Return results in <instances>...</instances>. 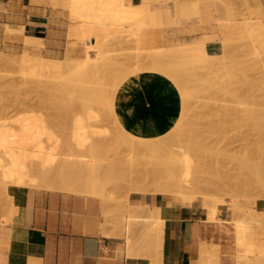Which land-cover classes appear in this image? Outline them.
<instances>
[{
    "label": "rangeland",
    "instance_id": "1",
    "mask_svg": "<svg viewBox=\"0 0 264 264\" xmlns=\"http://www.w3.org/2000/svg\"><path fill=\"white\" fill-rule=\"evenodd\" d=\"M129 1L8 0V20L21 19L22 12L29 6L33 7L39 4L44 7L62 8L68 10L69 18L74 23L73 29H77L75 31H78L80 34L79 28L82 24V29L80 28V30H84L83 34L85 37L91 38V41L92 38H94L96 44L94 47H91L92 49L89 51V49H86L87 46L83 44L84 42L81 36H77L74 31L69 35L67 43L68 52L57 59L42 54L43 45L41 42H38L40 40L36 37L26 36L28 40L26 39L22 45L19 38L17 40L16 38H8V47L0 48V135L6 140V142L2 144H7L6 147L9 148L8 154L12 152L11 155H15L17 159L14 160L15 162L13 161L14 165L11 163L13 166H11V168L15 170L16 173L14 172V174L16 175L0 179V186H6L8 188L10 186H41L48 184L47 182L50 181L49 185L53 187V175L56 173L62 174L64 172L65 174L69 172L70 174H66H68V177L72 175V178L69 177V179L72 180H75L76 176V179H81L78 177L80 176L79 174H82L81 177L82 180H84V174L91 170L92 173L91 171L88 172L89 176L100 175V178H104L105 191L99 196L109 204L111 208L104 214L105 218L121 222L125 233H129V228L131 227L144 224L138 222L137 225H128L130 223L127 220L126 212L127 198L130 194L135 192H131L132 190L130 191L129 189L131 188L129 187H124V181H122L120 172L119 174L117 173V171L122 170L124 174H126L131 170L130 161L139 163L144 156L143 153H145L144 150L141 149L142 147L140 146V148L138 146L140 144L137 141L140 139L123 131L114 115L115 97L118 94L124 93L126 88L133 87L135 83H137L135 80H132V77L142 72L151 71L166 77L175 85L181 100V113L178 117L186 118L185 125L181 129L184 133L183 136H190L191 141L196 137V132L204 128V125H200L202 119L199 120V122L195 121L201 114L204 115V113H207L206 116L208 115L210 117L209 114L212 115L213 113L215 116V114L226 110L224 109L226 106V108H228V105H233L235 98H237L235 101L236 104L233 105V107H237L236 105H238L237 109L239 110L242 108L241 111L243 112L247 111L248 107H251L253 110V107L263 100L261 98H264V83L262 82L264 81V78H262L264 75H258L259 77L254 79L256 74L253 71L256 68L259 70L258 67L262 65L263 69L260 71L263 72L264 70V14H260L256 10L249 8L247 0H214L216 7H213L211 10V15L213 16L212 23L200 21L193 16H189V12H191L197 4L199 5L198 0H141L140 4L130 7L134 9L133 14H127L124 9L128 8ZM21 29L22 27L18 28L8 25V33L19 32L16 34L20 35L23 33ZM205 34H215L214 37L209 40V43H215L216 49L209 51V53L206 52L205 49L192 51L190 47L195 46L194 43L199 42L198 39L200 37L203 36L204 39ZM92 42L94 43V41ZM87 54H89L88 63L90 68L84 71V69L81 68L83 65L82 59H84ZM8 59L12 61V64ZM168 66L171 67L169 68ZM208 67H210V72L206 70ZM167 68L168 71L166 70ZM169 69H171L170 73H172V76H170L171 74L169 75ZM28 70L30 71L28 72ZM204 70L208 73H205ZM250 71L252 74L246 73ZM193 72L198 73L195 74ZM174 73L177 74L175 75ZM251 76L252 78H250ZM247 77L249 78L247 79ZM241 78L244 81L245 79L248 81H245L246 86L244 87L242 85L244 83H240ZM142 80H145L144 84L149 85L151 83V78ZM57 81H59V83ZM255 81H260L262 83L258 82L262 85V87L259 86V90L256 89L258 87H256L257 82L254 84ZM8 82H13L21 86L23 95H15L16 93L12 92L13 90H8ZM24 82L27 83L25 84ZM37 82H39L40 85L32 84V86H27L28 83L37 84ZM48 82L55 84V86L53 85V89H56L55 92L56 94L58 92L57 95L52 93L53 95L51 97L48 96L49 94H45L43 93L44 91H41L45 89L42 87H46ZM60 82L62 84H60ZM67 83H71V87L74 86L73 96H71L73 93L68 96H65L64 92L62 94V91L66 92L68 88H66ZM77 83H80V87ZM181 83L184 87L181 86ZM238 83L242 87L241 89H237L239 87ZM248 83H250V89H252L253 84L254 86L256 85L252 90L256 89L257 91H247V89H249ZM62 86H65L66 89H64V87L62 88ZM224 88L225 92H223ZM243 88L244 90L246 89L245 92H249L253 97L255 96V99L259 98L260 101L258 102V100H255L256 102H254L253 100V104H251L250 102H252L251 99L253 98L249 96V98H251L249 99L251 106H249L247 95L250 94L248 93L246 95L247 97H244V95L241 96L242 93L245 94ZM231 89H235V93ZM46 90L48 91V89ZM77 90H79L78 93ZM80 90L83 92H80ZM74 91H76V93ZM95 91L98 92V94ZM11 92L13 94H11ZM236 92H239L237 95L241 93V95L238 96L240 98L237 97ZM261 92L262 94H260ZM40 93L46 96H41ZM224 93H227V96L224 95ZM99 94L100 96H98ZM229 94H235L234 97H236L234 98L231 95V98ZM259 96L262 97L260 98ZM232 99L233 103H230ZM238 101L239 103H237ZM258 107H260V105ZM202 108L204 111H202ZM207 109H209V111ZM234 110L236 109L234 108ZM252 110L250 111L248 109V112H253ZM257 110L253 113H259V110ZM260 110L262 111L263 109ZM200 111L201 114L199 115ZM261 111L259 114L264 115ZM196 115L199 116L196 117ZM191 116H194V121H192ZM203 117L201 115L200 118ZM189 118L191 119L189 120ZM88 119L90 120L89 122H87ZM194 122L195 124H193ZM181 124L183 125V122ZM182 125L180 127H182ZM188 127L191 128V131L189 130L190 132H188ZM192 127L199 129L195 131ZM173 128L174 127H172V129ZM192 130L195 131L194 133H196V135H192ZM170 131L163 136H161L162 134L153 135L149 139L144 138L143 140L154 142L173 133V131ZM230 133L229 135L231 136L232 134ZM201 134H203V132H200L195 140L197 138L199 139V137L200 139L203 138ZM197 140L195 142L199 143ZM134 141L138 145L135 144ZM3 145L1 146L6 149ZM119 147L121 150L118 149ZM138 148L141 149V151L138 150ZM25 150L27 152L24 153ZM132 150L134 151L133 153L131 152ZM129 153L131 156H129ZM133 154H135L136 157H133ZM11 155L10 157L13 158ZM130 157L133 158L130 159ZM12 158L11 160H13ZM83 164L84 167H82ZM123 164L126 167L128 166V169L125 170L126 167ZM87 165H89V167H85ZM119 166L123 168L120 169ZM80 167L84 172H79L77 175V170L79 169L81 171ZM70 168L73 170L69 171ZM60 171H62V173H60ZM17 174L20 175L17 177ZM118 175L120 176L119 179L116 177ZM123 180H125V177ZM11 181L14 182L12 183ZM8 188V198L6 197L4 189H0V226L11 223L12 217L16 211V207L9 195ZM226 190L227 189H224L223 192H204L205 199L203 200V204L208 219L213 218L215 222L221 223L222 221L217 218L214 219V216L219 215L220 208H224L225 211L228 212V201L234 202L240 199L242 203L248 205L243 207L244 211L241 210L242 212H239V215L245 213L244 217L243 214L239 216V218L243 217L244 219L247 218L246 214L249 215L248 213H252L253 209H257V205L264 204V196L259 195L256 197L254 194L256 191L249 190L247 193L238 194L233 191L230 193V190ZM144 196L154 195L145 194ZM158 196L162 195L158 194ZM217 199L219 201L224 200L225 202H220L222 205H218ZM182 200L183 203H188V198L186 196H183ZM196 200L199 203L201 202L200 197H197ZM250 205L252 206L250 207ZM247 208L251 211L249 212ZM216 212L218 215H215ZM259 219L264 221V214ZM213 220L208 221L214 222ZM260 220L253 223L255 225H262L263 223ZM143 228H146L144 230L147 241H141V250L143 249V251L148 252V254L151 253L152 255L154 253L156 256H159L157 254L158 246L156 247V241H149L151 240L150 226L148 227L146 224ZM245 232H247V228ZM213 242L218 243L219 248L229 251L221 253L222 264H234L233 260L236 258L235 256L243 260L246 258V254L249 253L250 244L245 241V236L238 238L236 244L234 241ZM144 248H146V250H144ZM261 248L263 249V254L256 256L257 262H249V264H264V246ZM154 254L151 257L155 256ZM155 263H157V261Z\"/></svg>",
    "mask_w": 264,
    "mask_h": 264
},
{
    "label": "crops",
    "instance_id": "2",
    "mask_svg": "<svg viewBox=\"0 0 264 264\" xmlns=\"http://www.w3.org/2000/svg\"><path fill=\"white\" fill-rule=\"evenodd\" d=\"M247 1L249 8L264 14V0ZM131 2L138 5L141 0ZM198 2L201 19L212 23L215 1ZM8 25L24 26V34L8 33ZM73 26L68 10L39 4L26 7L21 19L8 20V0H0V48L8 47V38H19L22 45L26 36L36 37L43 45L42 54L57 59L68 52L69 35L77 30ZM207 43L206 52L216 49L215 43ZM145 78H151L149 85L144 84ZM132 80L137 83L114 100L119 126L128 134L147 139L167 134L181 113L177 88L151 71ZM49 182L8 188L16 211L11 223L0 226V264H222L221 253L229 251L213 241H238L231 209L226 212L220 208L214 219L222 222H210L213 219L207 218L197 200L178 204L158 195L133 193L128 197L130 205L160 207L159 216L164 220L161 248L159 256L153 258L140 248V241H147L143 227L137 225L125 233L121 222L105 218L111 208L101 197L61 191ZM248 225L245 241H264V225Z\"/></svg>",
    "mask_w": 264,
    "mask_h": 264
},
{
    "label": "bare ground",
    "instance_id": "3",
    "mask_svg": "<svg viewBox=\"0 0 264 264\" xmlns=\"http://www.w3.org/2000/svg\"><path fill=\"white\" fill-rule=\"evenodd\" d=\"M129 2L130 3L127 6L128 8H125L124 10H125V12L127 14H133L134 9L130 8V7L133 6V4H132L131 0ZM189 6H190V4H189ZM135 11H136V9H135ZM189 16H193L195 19H198L200 21H203L201 19L200 6L198 4L196 5V7L194 9L191 10V12H189ZM21 27H22V29H21V32H22L24 26H21ZM18 28H19V26H18ZM80 28L82 29V24L80 25ZM80 28H79V31H80V34L82 32L81 38H82V40L84 42L83 44H85L87 46V48L85 47L86 49H89V51H91L90 49H92L91 47H94L95 46L96 41H95L94 38H92V41H94V43H93L91 41V38L85 37V35L83 34L84 33L83 32L84 30L82 31V30H80ZM23 32H24V30H23ZM16 33H19V32H16ZM214 35L215 34H213V35L205 34L204 39L202 41L195 42L194 43L195 46L190 47V49L192 51H198L197 49H199V50L204 49L205 44L207 42H209V40L212 39L214 37ZM26 39L28 40V38L25 37V40L23 39V41H26ZM88 57H89V54H87L84 57V59H82L83 65L81 66V68H83L84 71L85 70H88L90 68L89 67V63H88V61H89L88 60ZM7 61H5V62H7ZM9 61L12 64V61L11 60H9ZM156 66H158V65H156ZM262 66L261 67L260 66L258 67L259 70L257 68L255 70H253L254 73L256 74L254 76V79L255 78L257 79L259 77L258 75H260V76H262V74L264 75V73H263L264 70H263V72L260 71L261 69H263ZM17 67H19V66H17ZM161 67H164V66H161ZM168 67L170 68L171 66H168ZM43 68H44V66H43ZM209 68L210 67H208V69H206V70L210 72ZM93 69H96V68H93ZM161 69H163V68H161ZM12 70H14V69H12ZM30 70H28V72ZM40 70H41V68H40ZM166 70L168 71V68ZM90 71H91V69H90ZM170 71H171V69H169V75L171 74L170 76H172V73H170ZM251 71L249 73L248 72H246V73L247 74H252ZM204 72H205V70H204ZM260 72H262V73H260ZM90 73H92V72H90ZM193 73H195V72H193ZM196 73H198V72H196ZM205 73H208V72H205ZM174 74L176 75L177 73H174ZM59 75H60V73H59ZM80 75H83V74H80ZM80 75H78V76H80ZM38 76H40V75H38ZM179 77H181V76H179ZM194 78H195V76H194ZM248 78L249 77H247V79ZM250 78H252V76ZM262 78H264V76ZM2 79H3V77H2ZM2 79H1V82H2ZM243 79H245V78H243ZM95 80H96V78H95ZM103 81H104V79H103ZM198 81H200V80H198ZM242 81H244V80H242V78H241L240 83L241 84L242 83L245 84V85L242 84L243 87L246 86V82H248V81H246V79H245L246 82L245 81L242 82ZM57 82L59 83V81H57ZM238 82H239V79H238ZM256 82H257V84H256L257 86L256 85L255 86L258 87L256 89L259 90V88H260L259 86L262 87V85H260L258 83L260 81H255L254 84ZM262 82L264 83V81H262ZM48 83H47L46 87L45 86L42 87V88H45V89H42L41 91H44L43 93H45V94L47 93V94H49L48 96H51L52 97V95H53L52 93H55L56 94V92H55L56 89L55 88L53 89V85L55 86V84H53L52 82H50L52 84H50V83L48 84ZM177 83H179V82H177ZM20 84H22V83H20ZM32 84L40 85L39 82H37V84L36 83H30L29 84L28 83L27 86H32ZM60 84H62V83L60 82ZM70 84L67 83V85H66V88L68 87L67 89L65 88V86H62V88L64 87V89H66V92L61 90L62 91V94L64 92L65 96L66 95L68 96V95H70V94L73 93L74 86H72L73 87V89H72V87L70 86ZM77 84L79 85L80 83H77ZM249 84L250 83H248V86H249V89H250L251 86ZM254 84H253L252 89H254V87H255ZM43 85H45V84H43ZM181 86H183L182 83H181ZM228 86H231V85H228ZM238 86L239 87L237 89H241L242 88L240 86V84ZM7 87H8V90H13L12 92L16 93L15 95H20V94L23 95V93H22L23 90H21V86H18L17 84H15L13 82L12 83L11 82L10 83L8 82V86ZM79 87H80V85H79ZM263 88H264V85H263ZM46 89H48V91ZM221 89H222V87H221ZM235 89H233V90L231 89V90L235 93V91H234ZM237 89H236V91H237ZM249 89H247V91L251 92L252 89H250V90ZM256 89L255 90H252V91H257ZM217 90H216V92H217ZM243 90H244V88H243ZM245 90H244V92H245ZM260 90L263 91L262 89H260ZM38 91H40V90H38ZM78 91L79 90H77V93H78ZM81 91L82 90H80V92ZM181 91H185V90H181ZM219 91H222V90H219ZM12 92H11V94H13ZM74 92L76 93V91H74ZM223 92H225V88H224ZM239 92L238 93L236 92V95L239 94ZM249 92H245V94L242 93V95L240 93V95L241 96L244 95V97H247L248 96L247 97L248 100L251 99V98H253V99H251L252 102H250V100L248 101V103L250 102L251 104H253V100H254V102H256L257 100H258V102L260 101L258 97H257L258 99H255L254 98L255 96L253 97ZM41 93H40V95H41ZM96 93L98 94V92H96ZM187 93H188V91H187ZM227 93H228V91H227ZM248 93L250 95H247ZM45 94H43L41 96H44ZM57 94H58V92H57ZM93 94H94V91H93ZM226 94L224 93V95H226ZM255 94H257V93H255ZM260 94H262V92ZM56 95H54V96H56ZM73 95H74V93L71 96H73ZM77 95H80V94H77ZM231 95L229 97H231ZM234 95H232V96L234 97ZM240 95H237V97L240 96ZM98 96H100V94ZM249 96H252V97L249 98ZM262 96H259V97L261 98ZM238 98H240V97H238ZM104 99H102V100H104ZM236 99L237 98H235V101H236ZM261 99H263L262 101H264V98H261ZM105 100H107V99H105ZM210 100H209V102H210ZM217 100H218V98H217ZM83 101H84V99H83ZM235 101H234V104L233 105L236 104ZM262 101L259 102L261 104L257 103L258 105L256 104V106L253 107V110L251 109V107H248L247 108V111H245V112L241 111L242 108L238 110L237 109L238 105H236L237 107H233V105H231L232 108H231L230 105H228V108H226L227 106L225 108L223 106V108L226 109V110H223L221 113H218V114H215L216 113L215 112L214 113L215 116L213 115V113L211 115L208 112V114L210 115V117L208 115L206 116L207 113L206 114L204 113V115L201 114V111H200L199 112V115L201 114L202 117L203 116L204 117L203 118H200L201 117V115H200V117L199 118H196L195 121L199 122V120L202 119L201 120L202 122H200L201 123L200 125H202V126L204 125V128L203 129L196 128L197 129L196 130L195 127H192V129L195 130V131H198V129L200 130L199 132H196L197 135H196V133H194L195 131L192 130V135L195 134L196 137H198L199 136L198 134L200 132L201 133L203 132V134H204V135L201 134L203 138L200 139V137H199L200 140L198 138H197L198 140L196 139L197 142L199 141V143H196L195 142L196 141L195 140L196 137L194 138L195 141L193 139H192L193 141H191V137L190 136L187 135L190 138H188L187 136L186 137L183 136L184 133H183V130L181 128H183V126L185 125V120H186L185 117H183L185 119H183L181 117H178V119L176 120L175 124L173 125L174 128L170 131V132L173 131V133L170 134V135H168L167 137H165L163 139H159V140H156V141L152 142V141H148V140H143L144 139L143 137H136V138H139L140 139L139 141H137L140 145H138L137 143H135V141H134V143L137 144L139 147L141 146L142 148L141 147L140 148L143 149L145 153H143L144 156L142 157V160H140L139 163L138 162L135 163L134 161H130L131 164L130 163L129 164H130L131 170L128 171L126 174H124V171H122V170H121L122 173H121L120 170L117 171L118 174L120 172V176L122 177V181H124L123 182L124 183V187L131 188L129 190L130 191L132 190L131 192H135L136 194L137 193L138 194H142V195L152 194L154 196L159 194V195H162V197H164L165 199H167L168 202H172V203L177 202L179 204L183 202V200H182V197L183 196H186L188 198V203H193L194 201H196V198L197 197H200V200H201L200 206L203 207V208H204L203 200L205 199V194H204L205 191H208V192H218V191L219 192H223L224 189H227L226 191H229L230 190V193H231V191H233V192H236L238 194H243V193H247V191L250 190V191H256L254 193L256 195V197L259 196V195L264 196V115L259 114L260 111H261L260 109H263L262 110L263 112L261 111V113H264V107H263L264 106V102H262ZM230 103H233V99H232V102H230ZM237 103H239V101ZM251 104L249 106H251ZM259 105H260L261 108L258 107ZM200 106H202V105H200ZM229 106H230V108H229ZM252 106H254V105H252ZM194 107H196V106H194ZM234 108L236 110H234ZM254 108L256 110L258 109L259 110V113H253V112L256 111ZM243 109H244V107H243ZM248 109L250 111L252 110L253 112H248ZM207 110L209 111V109H207ZM202 111H204V109ZM199 115H196V117L199 116ZM193 117H192V121H194V119H195V118L193 119ZM84 119H86V118H84ZM89 119H88L87 122L90 121ZM190 119L191 118H189V120ZM182 122H183V125L181 124ZM191 122H190V124H191ZM193 124H195V122ZM193 124H192V126H193ZM181 125H182V127H180ZM197 125H198V123H197ZM189 126H191V125H189ZM199 126H197V127H199ZM188 128H189L188 129V132H190L191 131L190 130L191 128L190 127H188ZM230 132H232V133H230ZM229 133L232 134V135L230 136ZM200 141H202V142H200ZM3 142H6V140H4L3 139V136L0 135V179H3V178L8 177V176L9 177H12V176L16 175V174H14L15 170L13 168H11V166L14 165V162H15L14 160H17L16 159V156L15 155H11L12 152H10L11 154H8L9 148L6 147L7 146L6 143H4L6 145H3L2 144ZM14 143H16V142H14ZM1 145H3L6 149H4ZM137 145H135V146H137ZM114 148H115V146H114ZM118 149L121 150L120 147ZM118 149H116V150L119 151ZM141 149L138 148V150H140V151H141ZM25 152H27V151L25 150L24 153ZM129 152H130V148H129ZM131 152L133 153L134 151L132 150ZM121 154H122V152H121ZM10 155L13 156V158L10 157ZM25 155H23V156H25ZM129 156H131V154ZM134 156L136 157L135 154H133V157ZM133 157H130V159L133 158ZM11 158L13 160H11ZM134 160H135V158H134ZM11 163H12V165H11ZM100 166H102V165H100ZM82 167H84V164H83ZM85 167H89V165H87ZM119 167H117V168H119ZM121 168H123V167H120V169ZM73 169L70 168L69 171H71ZM80 169H81V167H80ZM107 169H108V167H107ZM126 169H128V166L125 168V170ZM97 170H98V168H97ZM64 171H68V170H64ZM89 171H91V170H89ZM89 171H87L85 173L86 176L84 174V177H85L84 180H82V177H81L82 174H79L80 176L78 177V178H81V179H76L77 178V176H76L75 177V180H72V179H69L70 176L68 177V174H66V173H69V172H66L64 174V172L62 173V171H60V173H62L63 175H67V176H63L62 174L56 173L58 175H56V174L53 175V185L55 187H58L57 189L60 188L59 190H61V188H62V190L65 189V190H68V191L73 192V194H75L74 192H76V194L77 193L78 194L85 193L86 195L89 194L91 196H95L96 195V196L100 197L102 195V193H104V191H105V189H104L105 188L104 187V185H105L104 183L105 182L103 180L104 178L103 179L100 178L99 177L100 175L99 176H89V174H88ZM79 172L82 173L84 171L82 169H81V171L78 169L77 170V175H78ZM91 173H92V171H91ZM20 174H17V177ZM120 176L118 175L116 177H118V179H119ZM72 177L73 176L71 175L70 178H72ZM124 177H125V180H123ZM123 183H122V185H123ZM7 188L8 187H6V186H4V187H1L0 186V189H4L5 194H6V197L8 198ZM250 197H253V196H250ZM217 202H218V205H222V204H220V202H223L224 203L225 201L224 200H220L219 201L217 199ZM227 203H228V208L231 209L234 212L233 215H234L235 219L232 222H234V225H235L234 228L236 229V232H237L236 233V235H237L236 238H241L242 236H246L245 229L247 228V225L249 223H251V222H254V223L257 222V220H260L259 218H261V216L264 214V204H259V205H257L258 209H253V212L252 213H248L249 215L246 214V217L247 218H245V219L243 218L245 213L244 214L242 213L243 214V217L239 218V216L242 215V214L239 215L240 214L239 212L241 210H243V207H246L247 204L245 205L244 203H242V201L240 199H237L234 202L228 201ZM251 206L252 205H250V207ZM125 208H126V205H125ZM249 208H247V209H249ZM159 211H160V207H158V206H151L150 204H143L142 203L139 206H132V205L129 204V201H128V198H127V211L126 212H127V220L130 223L128 225H131V224H133V225L136 224L137 225V223L140 222L142 224L144 223L143 225H141L143 227L146 224L148 225V227L150 226V228H149V229H151L150 230V239L151 240L152 239L156 240V243H157L156 247L158 246V250H157L158 253H157V251H156V253L158 255L160 253V248H161V241L160 240H161L162 228H163V225H164V220L159 216ZM250 211L251 210L249 209V212ZM3 214H5V213H3ZM211 219H213V218H211ZM131 222H133V223H131ZM247 222H249V223L247 224ZM261 222L263 223L262 225H264V221H261ZM248 226L250 227V225H248ZM129 227H127V228H129ZM144 229H146V228H144ZM247 235H249V233ZM246 242L248 244H250L249 253L246 254V258L243 259V260L239 259L238 256H235L236 258L233 260L234 261V264H244V263L249 264V262L250 263L257 262V257L256 256L263 254L262 253L263 249L261 247L264 246V241L256 242L255 239H254V241H249V242L246 241ZM129 244H130V242H129ZM144 250H146V248H144ZM145 252L146 251H143V249H142V253H145ZM152 255H151V253L148 254V256H150V257ZM153 258H154V256H153Z\"/></svg>",
    "mask_w": 264,
    "mask_h": 264
}]
</instances>
